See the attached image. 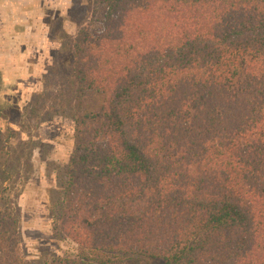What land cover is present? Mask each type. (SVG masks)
<instances>
[{
  "label": "trees",
  "instance_id": "trees-1",
  "mask_svg": "<svg viewBox=\"0 0 264 264\" xmlns=\"http://www.w3.org/2000/svg\"><path fill=\"white\" fill-rule=\"evenodd\" d=\"M93 7L62 35L43 93L23 111L0 106L21 130L73 121L52 214L80 257L25 256L19 188L41 146L8 127L0 264H264V0Z\"/></svg>",
  "mask_w": 264,
  "mask_h": 264
},
{
  "label": "rangeland",
  "instance_id": "rangeland-1",
  "mask_svg": "<svg viewBox=\"0 0 264 264\" xmlns=\"http://www.w3.org/2000/svg\"><path fill=\"white\" fill-rule=\"evenodd\" d=\"M93 1L60 0L54 4V10L46 12L48 35L45 49L42 48L41 52L45 54L43 60L48 61L49 66H46L45 76L41 78L43 84L35 82L36 84L33 85L23 82L27 86L22 84L21 92H7L1 86L0 80V90L2 87V90L9 93L5 96L0 92L1 107L19 105L20 110L23 111L35 94L43 93L44 78L49 76L48 67L57 66V62L60 61L62 35L68 33L75 36L80 24L91 20ZM52 89L55 90V87ZM102 100L101 95L90 94L85 105L98 109ZM8 127L19 131L22 140L26 141L31 137L41 146L34 151L32 168L28 172L29 179L19 188L21 195L18 198V205L21 212V234L25 256L28 260L40 262L51 261L54 255L80 257V248L73 240L58 238L55 231L57 221L52 214V204L57 195L62 193L58 176L68 166L74 150L73 121L70 118L60 117L53 122L43 123L37 127L27 126L21 130L16 125L8 124L0 116V128L5 131Z\"/></svg>",
  "mask_w": 264,
  "mask_h": 264
},
{
  "label": "crops",
  "instance_id": "crops-1",
  "mask_svg": "<svg viewBox=\"0 0 264 264\" xmlns=\"http://www.w3.org/2000/svg\"><path fill=\"white\" fill-rule=\"evenodd\" d=\"M59 1L0 0V80L5 91L21 92L23 82L43 84L49 66L41 52L48 35L46 12ZM3 91L1 87L8 96Z\"/></svg>",
  "mask_w": 264,
  "mask_h": 264
}]
</instances>
